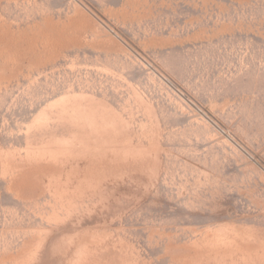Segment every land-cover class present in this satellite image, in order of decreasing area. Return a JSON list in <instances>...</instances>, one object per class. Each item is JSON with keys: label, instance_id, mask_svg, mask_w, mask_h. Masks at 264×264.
Returning a JSON list of instances; mask_svg holds the SVG:
<instances>
[{"label": "rangeland", "instance_id": "374dc122", "mask_svg": "<svg viewBox=\"0 0 264 264\" xmlns=\"http://www.w3.org/2000/svg\"><path fill=\"white\" fill-rule=\"evenodd\" d=\"M0 264H264V0H0Z\"/></svg>", "mask_w": 264, "mask_h": 264}]
</instances>
